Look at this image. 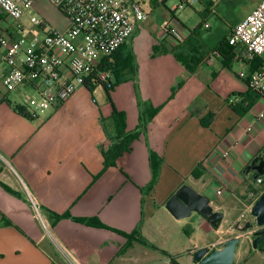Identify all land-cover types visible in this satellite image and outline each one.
<instances>
[{
  "label": "crops",
  "instance_id": "0c3cea01",
  "mask_svg": "<svg viewBox=\"0 0 264 264\" xmlns=\"http://www.w3.org/2000/svg\"><path fill=\"white\" fill-rule=\"evenodd\" d=\"M203 3L211 5L210 0ZM135 33L127 42L130 52ZM225 35L229 33L205 38L197 31L188 42H177L182 44L177 48L187 55L198 48L207 54L208 46H217ZM158 60L161 63L146 73L142 65L138 71L135 67L129 79L149 78L138 87L143 99H131L125 106L116 101L122 87L136 96L129 80L112 93L117 109L126 115L128 132L138 130L147 113L158 108L159 112L140 129L130 151L107 169L104 152L116 134L111 104L98 106L91 91L83 87L55 106L56 114L38 119L31 115L33 107L25 106L29 118L15 110L21 103L0 96V264H67L64 252L75 253L77 264H173L170 256L180 264H195L196 250L228 240L232 226L251 220L248 196L250 187L258 189V185L255 174L246 168L264 152V118H257L264 113V100L259 97L244 116L228 103L232 95L249 91L247 81L239 76L248 73V65L239 59L224 67L222 59L211 54L191 73L173 53L158 55ZM242 62L245 69L237 71ZM0 65L2 85L8 67L1 58ZM164 69L171 71L172 79L166 80ZM151 152L162 164L159 179L149 190ZM184 184L210 198L215 210L224 211L226 217L218 230L198 214L177 220L190 246L167 255L166 249L159 250L145 236L158 230L155 209L163 208ZM219 189L222 193L217 195ZM50 211L97 218L112 230L70 218L54 223ZM137 229L155 248L138 241L128 247V239L120 232L132 234ZM256 257L264 264V254L257 252Z\"/></svg>",
  "mask_w": 264,
  "mask_h": 264
},
{
  "label": "built area",
  "instance_id": "2783aa9c",
  "mask_svg": "<svg viewBox=\"0 0 264 264\" xmlns=\"http://www.w3.org/2000/svg\"><path fill=\"white\" fill-rule=\"evenodd\" d=\"M36 1L0 0V58L8 67L2 87L9 92L29 88L39 101L40 114L86 87V80L100 66L102 58L111 57L150 17L146 8L150 0H48L64 11L69 25L64 31L49 30L43 39H29L22 35L24 28L20 20ZM208 15L203 19L205 28H211ZM31 22L39 28L45 27L38 19L32 18ZM181 35L188 38L190 31H182ZM173 37L175 42L182 41ZM229 44L247 61L262 58L264 0L235 26L229 34ZM239 76L245 78L246 74ZM98 78L110 86L113 75L111 71H102ZM248 87L264 100V63L251 75ZM29 103L25 97L23 104L18 105L25 107ZM257 118H264V113ZM256 184L258 191H251L248 196L250 211L264 194V176L257 178ZM221 193L219 189L217 195ZM34 208L39 214V207L34 204ZM237 236L244 237L243 233ZM221 243L208 247L209 251Z\"/></svg>",
  "mask_w": 264,
  "mask_h": 264
},
{
  "label": "rangeland",
  "instance_id": "374dc122",
  "mask_svg": "<svg viewBox=\"0 0 264 264\" xmlns=\"http://www.w3.org/2000/svg\"><path fill=\"white\" fill-rule=\"evenodd\" d=\"M210 1L211 5L203 3L205 7L203 9L202 0H150L149 4L146 6L150 13V17L146 22L139 25V28L133 37L134 39L130 44V48L133 50L132 53H134L135 56L136 71H138V69L140 70L141 65L143 66L142 68L145 73L146 71L149 72V70L155 69V64L161 63L158 60V55L171 54L179 45L181 46L182 44L175 42L176 40L173 36L181 39L183 43L188 42L190 36L185 38L181 33L182 31L188 32L191 29H194L203 21L199 13H202L203 11L206 12V10L210 11L208 21L211 28H205L202 26L200 28L201 37L208 38L211 34L217 36L221 35V33L223 34V32H228L230 34L236 24L251 13L261 0ZM32 18L40 20L45 27L39 28L32 24ZM20 23L24 28V32L22 33L24 37L29 39L34 37L43 39L45 33H48L51 29L64 31L69 25V20L66 15L50 1L37 0L32 7L26 9ZM168 27L170 28L169 30L167 29ZM237 54L239 55V52ZM262 59L264 60V54ZM241 68L245 69L243 62L237 67V71ZM1 70L2 66L0 65V72ZM162 73L163 76L167 78V81L168 77L171 79L173 77L171 71L168 69H164ZM147 79L149 78L144 75H141V77L134 76L133 79L129 81H133L134 83L133 88L135 89L136 96L133 98L131 95L132 89H130V91L122 87L116 94V101L119 102L120 105L125 106L131 99L137 101L143 99L144 96L138 91V87L142 86L143 83L145 84L144 80ZM91 93L92 99L96 101L98 106L102 107L110 105L107 93L103 87H97ZM0 96L1 98H10L11 101L21 104H23L25 97L29 98L30 103L27 104V106H29V108L33 107V113H37L38 119H45L44 117L46 116L56 114L55 112L53 113V108H48L44 114H40V105L39 101L35 98L36 94L29 90L9 92L0 85ZM155 210L156 213L153 221L158 226V230L154 231L152 234H147L145 237L157 246L159 250L162 251L166 249L163 252L175 253L176 255L177 253L183 252L182 250L190 245L188 240H186L180 222L173 218V216L166 210L165 206L163 208L158 207ZM38 220L39 222H42L39 218ZM231 220L232 219L227 218V222H230ZM240 226H244L243 220L241 221ZM229 232V238H232L236 233L235 229H231ZM244 237L242 254L238 258V264H241L242 261V264H259V258L256 257L257 252L259 251L252 250L251 235L245 233ZM62 256L65 258L67 264H77L73 258L77 257L75 253L64 252ZM179 262H181L180 259Z\"/></svg>",
  "mask_w": 264,
  "mask_h": 264
},
{
  "label": "trees",
  "instance_id": "16d2710c",
  "mask_svg": "<svg viewBox=\"0 0 264 264\" xmlns=\"http://www.w3.org/2000/svg\"><path fill=\"white\" fill-rule=\"evenodd\" d=\"M60 10L64 13L62 9ZM209 13H210L209 10H207V12L201 14V18L205 19ZM202 26L203 24L201 23L194 30L192 31L190 30V36L192 34H196L197 31H200V28ZM167 29L169 30L170 28L168 27ZM206 53L207 54L201 53L199 48L195 49L194 51L191 50V54L189 55H184V53L181 52V50L178 48L173 51V55L175 56L177 61L181 65H183L186 69H188L191 73L195 72L197 68L200 67L202 63L206 60V58L210 57L211 54L214 55L215 57L222 59L223 66L229 68L231 67L233 60L240 59L241 61L245 62L248 65V73L246 74L245 78H243L245 81H247V83L249 82L251 75L264 63L262 58H255L251 61H247L243 59L240 55L237 54L238 52L236 50V47L231 46L229 44V35H225L217 46L214 47L208 46V52ZM135 67L136 64H135L134 53L128 50V45L127 43H125L116 52H114L111 57L102 58L100 66L88 77L85 83L86 88L91 92L97 87H103L107 93L110 104L113 107L112 118L115 122L116 134L115 137L112 138L113 145L111 146V148H109L107 151L104 152L105 169L115 165L119 157H121L124 153L130 151L133 141L137 139L138 136L140 135V131H141L140 129L143 128V126L145 127V125H147L148 122L152 120L154 116L159 112V108L152 110V112L147 113L148 114L147 119L141 120V127L138 130L134 132L127 131L126 115L117 109L113 101L112 93L116 86L125 83L130 79L132 73H134ZM102 71H111L113 78L110 86L100 82L98 75ZM258 100H259V95H257L255 92L249 89V91L246 92L245 94L232 95L231 98H229L228 103L234 112H236L240 116H244L249 111H251V109L256 105ZM15 110L20 114L31 118L25 107H22L20 105H15ZM211 120H212V116L209 118L210 122ZM209 123L205 122L204 124L207 125ZM150 159H151V168H152V180L148 186V189L152 190L159 179L162 161L159 158V156H157V154H155L154 152H151ZM194 176L198 177L196 173L194 174ZM250 189H253L252 191H258L259 188L255 189L253 187H250ZM49 214L53 218L54 223H57L62 219L70 218L76 222L83 223L91 227L111 229L108 226L104 225L97 218H90V219L75 218L72 217L70 214L60 215L51 211L49 212ZM120 234H122L128 239L129 242L128 247H130L132 241H138L146 246L155 248L153 244H151L147 239H145L141 235L139 229H137L132 234H127L123 232H120ZM163 253L167 254V252H163ZM170 257L173 264H180L177 262V260L174 257L172 256Z\"/></svg>",
  "mask_w": 264,
  "mask_h": 264
},
{
  "label": "water",
  "instance_id": "95a60500",
  "mask_svg": "<svg viewBox=\"0 0 264 264\" xmlns=\"http://www.w3.org/2000/svg\"><path fill=\"white\" fill-rule=\"evenodd\" d=\"M256 171V179L264 176V152L255 157L247 166L246 172ZM167 211L176 219L191 218L193 214L203 216L215 229H220L226 217L222 210H215L210 198L199 193L189 184L181 186L166 202ZM251 220L243 227L241 222L234 226L241 233H251V245L254 250L264 254V194L254 203L250 211ZM253 238V239H252ZM243 244L241 236H235L222 243L219 249L209 251L201 247L193 253L195 264H234L238 248Z\"/></svg>",
  "mask_w": 264,
  "mask_h": 264
},
{
  "label": "flooded vegetation",
  "instance_id": "af4514ba",
  "mask_svg": "<svg viewBox=\"0 0 264 264\" xmlns=\"http://www.w3.org/2000/svg\"><path fill=\"white\" fill-rule=\"evenodd\" d=\"M251 164V163H250ZM252 173H254L255 175H256V171H252ZM250 214V213H249ZM199 215V214H198ZM201 216V215H200ZM251 217V216H250ZM250 219H252V218H250ZM241 222V221H240ZM245 225V224H244ZM235 226V225H234ZM234 226H232V230H234L235 228H234ZM235 231H237V230H235ZM238 232V231H237ZM236 232V233H237ZM235 233V235L233 236V237H235V236H237V234ZM240 234H242L241 232H240ZM249 234H251V233H249ZM243 235L245 236V233H243ZM230 237V236H229ZM232 237V238H233ZM252 237V236H251ZM243 239L245 238V237H242ZM228 239H231V238H228ZM253 239V238H252ZM226 241V240H225ZM225 241H223L222 243H224ZM222 243H221V245H222ZM221 245H220V247H221ZM219 249V248H218ZM216 250V249H215ZM252 250H253V248H252ZM214 251V250H213Z\"/></svg>",
  "mask_w": 264,
  "mask_h": 264
}]
</instances>
